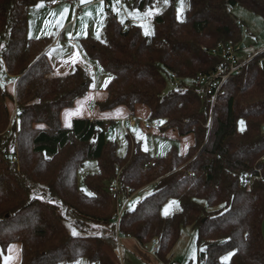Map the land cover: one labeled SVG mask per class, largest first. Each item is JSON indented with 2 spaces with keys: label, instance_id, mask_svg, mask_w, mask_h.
Returning a JSON list of instances; mask_svg holds the SVG:
<instances>
[{
  "label": "trees",
  "instance_id": "trees-1",
  "mask_svg": "<svg viewBox=\"0 0 264 264\" xmlns=\"http://www.w3.org/2000/svg\"><path fill=\"white\" fill-rule=\"evenodd\" d=\"M49 1L0 0V251L17 242L20 264H120L119 234L141 247L155 241L158 261L171 264L181 229L191 227L196 264H264V51L244 60L214 106L212 95L201 99L194 86L225 60L221 46L241 41L231 10L264 19V0H186L183 21L175 16L177 0H124L141 13L155 5L151 35L107 9L102 39L79 40L110 75L101 111L122 106L135 116L143 108L163 130L194 137L184 155L171 148L158 158L129 137L118 156L102 120L62 126V111L87 95L93 79L79 66L54 75L46 57L52 39L28 37L29 9ZM8 76L14 94L5 87ZM87 160L98 167L84 180L88 194L77 182ZM116 179L118 191L110 193ZM147 187L151 194L128 204L116 225V200ZM170 200L179 210L164 216Z\"/></svg>",
  "mask_w": 264,
  "mask_h": 264
},
{
  "label": "rangeland",
  "instance_id": "rangeland-1",
  "mask_svg": "<svg viewBox=\"0 0 264 264\" xmlns=\"http://www.w3.org/2000/svg\"><path fill=\"white\" fill-rule=\"evenodd\" d=\"M113 2V1H112ZM115 1L111 4L110 11L117 15V20L121 23L125 21H129L131 24L139 26L142 28V32L144 35L147 32V36L152 34V15L148 17H144V13L137 11H129L125 7L124 0H119V3H115ZM99 7V5H96ZM102 6V16L104 15L102 25H105V17H106V9H104V5ZM165 6V5H164ZM77 9L78 6H75ZM180 9L178 12L177 9ZM187 10L186 0H177L175 3V16L178 21H183L185 18V11ZM161 9L156 10V12H160ZM81 14L82 9L79 11ZM154 12V14L156 13ZM93 13V12H92ZM91 16H82L76 17L75 21L72 23V26L77 25V34L83 33L84 31L87 33V29L89 30V37L95 40L102 39V26H101V18L95 16V12ZM139 13V15H136ZM231 13L235 20L240 24L241 31V41L237 46L226 45L224 48L232 47L235 51V56L237 61L243 64L244 60L251 56H256L259 53L264 51V19L254 13L242 8L235 7L231 10ZM97 23V24H96ZM121 23V24H123ZM80 31V32H79ZM80 34V35H81ZM87 35V34H85ZM66 37V36H65ZM99 37V38H97ZM66 39V38H65ZM69 39V38H68ZM72 42H78L77 40H73L70 38ZM239 50V51H238ZM59 53H64V55L71 56L69 60L70 70L66 71V74H69L73 71L76 66L84 68L92 77L93 85L94 83H98L99 89H105L110 81V75L102 69V67L94 60L88 59L83 53L81 55L76 56L72 53L67 45V41H63V46L61 49H54L48 56L50 59H57L62 56ZM1 77V76H0ZM5 82V80H4ZM6 89L14 94V86L12 84H7L5 82ZM212 105V104H211ZM214 106V105H212ZM140 116L135 117V125L133 127L127 128L119 123L118 125H114L112 121L119 120L120 117L117 115H113L110 113V119L105 122V132L107 139L116 143V151L118 156H124L127 149L128 137L139 141L142 144L143 149H145L152 157L158 158L162 157L168 152L171 148H175L177 152L181 153V150L185 147L184 141L180 140L175 133L170 130H163V123H159L160 127L155 130H145L142 127V124L148 122V119L144 116L141 117V111H139ZM112 114V115H111ZM237 128L240 132L245 129L244 121H238ZM264 132V127H263ZM177 134V133H176ZM97 163L94 160H87L84 162L83 166L79 169L77 173V182L80 189H82L85 193H89L88 189L85 185V178L87 175L97 173ZM151 188L147 187L142 190L140 193L133 195L128 202L129 207H134L138 202L144 199L146 196L151 194ZM175 203H170V202ZM125 202V198H120V203L123 204ZM167 206V213L165 214V207ZM115 210V208H114ZM179 206L175 200H170L166 205L163 206L162 214L164 216H170L176 212H178ZM114 211L110 214V218L112 219ZM71 230V228H69ZM262 234L264 237V220L262 223ZM128 239L125 237H121V247H123L122 251L118 254L120 264H151L149 262H145L143 258L137 257V254L131 253V251H127L124 249V241ZM130 239V238H129ZM157 243L151 242L146 245V252L153 254L156 250ZM196 231L191 227H187L181 229V235L178 243L174 247L171 257L168 260L175 261L177 264H189L192 262L196 264L197 261V250H196ZM20 264L21 261V246L17 242L10 243L6 248L5 252L0 251V264ZM171 261V262H172ZM72 264H88L83 261H78ZM157 264H164L161 262H157Z\"/></svg>",
  "mask_w": 264,
  "mask_h": 264
},
{
  "label": "crops",
  "instance_id": "crops-1",
  "mask_svg": "<svg viewBox=\"0 0 264 264\" xmlns=\"http://www.w3.org/2000/svg\"><path fill=\"white\" fill-rule=\"evenodd\" d=\"M60 2L55 6H52L51 3L53 0L46 3H39L38 5L32 7L28 11L27 15V35L33 39L39 38H51V43L49 45L48 51L46 53L47 60L52 68L53 74L56 76H64L66 71L70 70L69 60L71 56L64 55V53H59L62 55L57 59L53 60L48 58L49 54L54 49H61L63 46V41H67V45L73 54L76 56H80L82 52L80 48L79 41L82 38L89 37V30L87 29V33L84 31L82 34H77V25L72 26V23L75 21L76 17L82 16H91L92 12H95V16L101 18V26L102 32L104 25H102L104 15L102 16V6L101 0H85L84 3H81L80 0H74V3H70L69 0H59ZM109 2V8L111 9V4L115 0H103L104 9H106V17L107 18V8L106 2ZM113 1V2H112ZM78 6L77 9L75 6ZM96 5H99L96 6ZM65 7L68 8V12L64 13ZM80 9H82L81 14ZM101 9V11H98ZM130 11V10H129ZM92 13V14H93ZM63 17V18H62ZM77 20V19H76ZM106 21V19H105ZM152 21V20H151ZM97 24V23H96ZM80 32V31H79ZM71 34V35H69ZM81 34V35H80ZM87 34V35H85ZM66 36V37H65ZM66 38V39H65ZM69 38V39H68ZM71 39L77 40L78 42H72ZM106 88L99 89L98 83H94L91 86V89L87 93L84 98L77 100L73 106V108L65 109L61 113V124L63 127L69 128L72 120L76 118L82 119H94V120H102L107 121L110 119V113L113 115H117L122 120L127 115H129L128 111L124 107H118L109 111H101L97 104L104 101L106 98ZM9 109L12 111L13 106L8 104ZM14 110V109H13ZM139 111H141V117H148V112L146 109L138 108L135 112V116H140ZM111 114V115H112ZM119 121V120H118ZM113 122V121H112ZM155 130V129H150ZM147 131V130H146ZM172 131V130H170ZM177 135L180 140L184 141L185 147L181 150V155H184L188 149L194 144V137L192 135L180 137L177 132L173 131ZM124 249L127 251H131L133 254H137V257H142L145 262H149L151 264H157L158 259L153 254L146 252L145 248H142L135 240L126 239L124 241ZM175 262V261H173Z\"/></svg>",
  "mask_w": 264,
  "mask_h": 264
},
{
  "label": "built area",
  "instance_id": "built-area-1",
  "mask_svg": "<svg viewBox=\"0 0 264 264\" xmlns=\"http://www.w3.org/2000/svg\"><path fill=\"white\" fill-rule=\"evenodd\" d=\"M60 1L55 0V2H52L51 5L55 6ZM69 2L72 4L74 3V0H69ZM106 8H109V2H106ZM124 27H128L127 25H124ZM225 46H221L220 48V55L225 60L218 65L216 70L210 74L206 75H199L197 79L194 81V86L196 88V91L201 99L206 98L208 95H212L211 104L214 105L216 102L217 96H221L223 94V87L224 84L227 82V80L235 75L238 74L242 65L237 61V58L235 56V51L232 47L224 48ZM5 82L7 84H12L14 86L15 81L13 77L8 76L5 78ZM14 115V114H13ZM15 116V115H14ZM114 125H118L119 123H122L128 130V127H133L135 125V117L131 115H127L125 118L120 120H114ZM143 129L150 130V129H157L160 127L158 121H152V122H145L142 124ZM245 184L250 185L251 181L248 177L245 176L244 178ZM118 180L116 179L112 184L109 185L108 191L110 193H116L118 191ZM131 197L127 198L123 204L120 203L119 199L116 200L115 204V210L112 217V220L118 225L124 210L126 209L128 202L130 201ZM117 246L120 249L121 248V238L120 235L117 234ZM120 251H117L116 254H119ZM171 264H177L176 262H173Z\"/></svg>",
  "mask_w": 264,
  "mask_h": 264
},
{
  "label": "snow or ice",
  "instance_id": "snow-or-ice-1",
  "mask_svg": "<svg viewBox=\"0 0 264 264\" xmlns=\"http://www.w3.org/2000/svg\"><path fill=\"white\" fill-rule=\"evenodd\" d=\"M53 2H55V0H53ZM80 2L81 3H84L85 2V0H80ZM163 2L165 3V4H167L168 3V0H163ZM115 3H119V0H115ZM115 3H114V5H113V7H114V10H116L115 9ZM160 3V0H157V4H159ZM101 5H103V0H101ZM155 8V5H153L152 7H150L149 8V10L148 11H146V12H144V17H148V16H150V15H152L153 14V9ZM98 11H101V9H98ZM117 11V14H118V10H116ZM177 11L179 12L180 11V9L178 8L177 9ZM68 12V8L67 7H65V9H64V13H67ZM89 15H91L90 13H89ZM136 15H139V13H137ZM63 18V17H62ZM121 23H123V20H121ZM145 34L147 35V32H145ZM69 35H71V34H69ZM97 38H99V37H97ZM158 123H164L163 121H160V122H158ZM170 203H175L174 201L173 202H170ZM167 213V206L165 207V214ZM73 234L75 235L76 233H75V231L73 232ZM224 259H227V257H225ZM6 264H7V261H6Z\"/></svg>",
  "mask_w": 264,
  "mask_h": 264
}]
</instances>
